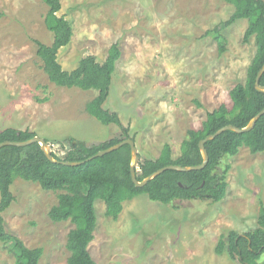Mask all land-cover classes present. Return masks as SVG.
<instances>
[{
  "label": "rangeland",
  "instance_id": "obj_1",
  "mask_svg": "<svg viewBox=\"0 0 264 264\" xmlns=\"http://www.w3.org/2000/svg\"><path fill=\"white\" fill-rule=\"evenodd\" d=\"M62 5L60 14L74 31L58 53L65 70L88 54L103 61L118 42L122 53L104 107L130 127L141 160L159 156L166 143L178 157L188 130L202 128L221 103L231 106L230 90L245 81L257 49L254 36L244 41L247 19L222 28L227 39L222 52L214 35L206 34L234 12L226 0H62ZM47 11L43 0H0V130L30 129L63 155L58 141L100 142L120 136L121 129L85 110L97 89L56 86L43 71L35 40L53 42ZM225 160L231 168L226 195L218 202L163 204L147 194L129 199L121 190L116 197L123 209L114 219L97 199L88 246L97 264H244L228 251L219 254L216 246L230 229L244 233L256 227L264 202V151L242 147ZM11 191L14 200L3 213L7 229L26 246L43 248L39 264H69L66 244L75 225L49 216L58 193L22 178ZM0 264H15L3 243Z\"/></svg>",
  "mask_w": 264,
  "mask_h": 264
},
{
  "label": "trees",
  "instance_id": "obj_2",
  "mask_svg": "<svg viewBox=\"0 0 264 264\" xmlns=\"http://www.w3.org/2000/svg\"><path fill=\"white\" fill-rule=\"evenodd\" d=\"M48 11L45 16L47 28L53 34V42L48 45L39 40L37 55L42 62V69L49 80L56 86L65 88H95L98 94L85 104V110L103 124H116L121 135L100 142L87 143L74 137L58 141L63 155L53 149L58 160L83 161L79 166H67L49 160L40 143L25 146L4 145L0 148V243H3L15 257V264H39L43 254L42 247H28L17 235L11 233L6 225L3 213L14 200L11 186L17 178L39 183L47 191L58 193V203L49 216L55 222L71 221L75 227L68 234L67 248L70 252L69 264H97L91 256L88 246L94 237L97 222L96 200L106 204L105 213L117 219L123 204L116 195L121 190L133 199L147 194L149 199L163 204L177 200L221 201L226 195L227 176L231 164L227 156L238 154L242 147H248L253 153L264 151V115L256 126L247 132L228 129L215 139L206 143L209 163L202 170L178 171L169 169L156 176L145 186L139 187L132 180V147L125 144L119 149L86 160L101 149H105L121 140L133 137L130 127L124 125L118 112L104 107L108 98L112 75L116 70L117 60L121 56L118 42L113 43L103 61L94 54L82 57L77 67L65 70L59 62V51L68 46L74 34L73 26L66 16L61 15L62 0H43ZM234 5V12L227 19L207 31L218 40L220 52L224 51L226 36L222 28L239 19H247L248 26L244 41L252 36L256 40V52L248 66L245 81L236 83L230 90L231 106L221 103L208 112L202 128L188 130V137L183 141L181 154L173 157L170 143H166L159 156L145 158L137 168V178L143 180L159 168L177 164L194 166L203 162L200 141L227 124L246 126L250 120L264 108V92L255 87L258 70L264 64V0H226ZM260 84L264 85V73ZM30 129L15 127L0 130V142L5 140L25 141L37 136ZM50 143L49 139H46ZM52 146V145H51ZM140 154V153H139ZM217 252L228 251L233 258L244 264H264V202H260L257 225L250 231L240 233L230 229L222 234L217 244Z\"/></svg>",
  "mask_w": 264,
  "mask_h": 264
},
{
  "label": "water",
  "instance_id": "obj_3",
  "mask_svg": "<svg viewBox=\"0 0 264 264\" xmlns=\"http://www.w3.org/2000/svg\"><path fill=\"white\" fill-rule=\"evenodd\" d=\"M264 73V64L262 65V67L258 70L256 78H255V87L257 90L259 91H263L264 92V85L260 84V79L262 74ZM264 115V108L258 112L251 120L250 122L243 127H239L237 125L234 124H227L222 126L221 128L218 129V131L216 133L210 134L207 137H205L204 139H202L200 141V149L203 155V162L199 165H194V166H182V165H177V164H171V165H167L164 166L162 168H159L158 170H156L155 172H153L152 174H150L149 176L145 177L143 180H139L137 178V168L139 166V163L141 161V157L139 154V148L137 146V142L135 139H133V137L124 139L119 141L118 143L111 145L108 148L105 149H101L100 151H98L97 153H95L94 155L90 156L89 158H87L86 160L95 158L97 156H102L104 154H107L109 152H112L116 149H119L121 146L125 145V144H130L132 147V161H131V175H132V180L134 181V183L139 186V187H143L145 186L149 181H151L152 179H154L156 176H158L159 174L163 173L166 170L169 169H174V170H178V171H192V170H202L204 169L210 160L209 157V153L208 150L206 149V143L210 140L215 139L219 134H221L222 132L231 129V130H235L237 132H247L252 130L259 118ZM40 143L43 151L45 152L46 156L49 158L50 161L54 162V163H60L63 165H67V166H79L82 163H84L83 161H68V160H58L57 158H55V156L53 155V148L51 146V144L49 142H47V140L44 137H41L39 135L25 140V141H11V140H5L0 142V148L4 145H19V146H25V145H29L32 143Z\"/></svg>",
  "mask_w": 264,
  "mask_h": 264
}]
</instances>
